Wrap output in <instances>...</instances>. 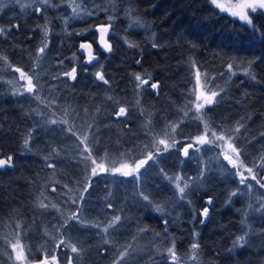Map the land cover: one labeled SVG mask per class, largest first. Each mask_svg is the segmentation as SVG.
I'll use <instances>...</instances> for the list:
<instances>
[{
    "label": "trees",
    "instance_id": "1",
    "mask_svg": "<svg viewBox=\"0 0 264 264\" xmlns=\"http://www.w3.org/2000/svg\"><path fill=\"white\" fill-rule=\"evenodd\" d=\"M73 2L0 0V158L13 164L0 171V223L34 224V190L62 163L57 133L40 127L30 101L9 91L6 77L14 74L12 67L26 73L34 64L43 79L63 81V88L57 86L60 95L95 116L101 146L109 151L127 146L136 134L132 113L139 106L154 110L157 117L172 110L185 95L192 67L228 79L224 100L211 110L214 120L228 123L241 117L248 119L250 135L264 130V9L250 11L248 24L217 11L210 0ZM74 9L82 17L75 18ZM98 25L109 26L112 50L87 69L76 49L80 41L96 47ZM74 61L75 79L63 78ZM137 76L148 80L143 88ZM154 83L157 93L149 88ZM118 110L127 116L116 117ZM206 197H212L211 214L201 223ZM221 198L220 188L204 192L196 199L192 227L184 223L183 232L169 228L178 256L187 253L189 234L195 248L191 264H264V226L254 222L244 235L239 213L221 206ZM158 221L152 225L146 220V225L161 232ZM43 258L48 262L43 256L40 263Z\"/></svg>",
    "mask_w": 264,
    "mask_h": 264
},
{
    "label": "rangeland",
    "instance_id": "2",
    "mask_svg": "<svg viewBox=\"0 0 264 264\" xmlns=\"http://www.w3.org/2000/svg\"><path fill=\"white\" fill-rule=\"evenodd\" d=\"M73 1L78 5V0ZM242 2L217 0L224 11L211 3L233 17L232 5ZM74 11L75 18L82 17ZM71 65L66 73L77 69L75 61ZM13 73L6 77L9 91L30 101L40 127L57 133L62 163L53 166L34 190V224L0 223V264H35L43 256L48 264H191L192 237L186 236L187 253L178 256L169 228L183 232L184 223L192 227L197 220L196 199L213 188L222 189L221 206L239 213L244 235L254 222L264 226V130L250 135L248 119L220 123L211 116L212 108L225 98L229 85L225 74L192 67L185 95L172 110L157 117L154 110L139 106L132 113L136 134L127 146L109 151L101 146L95 116L60 95L57 86L63 88V81L43 79L34 64L24 77ZM66 73L61 76L71 78ZM29 79L32 92L27 90ZM138 86L144 87L140 79ZM149 88L157 93L152 85ZM212 92L217 96L209 106L204 96ZM198 104L203 105L199 110ZM115 114L127 116L124 110ZM200 136L206 140L203 145L197 139ZM189 143L193 147L184 157L183 149ZM225 154L234 164L222 160ZM122 165L135 171L124 176ZM241 178L245 185L240 184ZM206 206L204 201L202 209ZM210 211L199 219L205 222ZM146 220L152 225L160 220L161 232L150 230Z\"/></svg>",
    "mask_w": 264,
    "mask_h": 264
},
{
    "label": "snow or ice",
    "instance_id": "3",
    "mask_svg": "<svg viewBox=\"0 0 264 264\" xmlns=\"http://www.w3.org/2000/svg\"><path fill=\"white\" fill-rule=\"evenodd\" d=\"M211 2L213 4H216V6L218 8H220L222 11L225 10L222 5L217 4V0H211ZM232 7L235 9L234 11H231V15L233 17H239V19L241 21H245L248 24H251V19L249 18V15H247V10H251V11L255 12L257 10L264 9V0H243L242 3H237L235 5H232ZM97 31L100 33V40L104 44L105 50L110 51L109 45L104 42L105 41V35L109 32V26H103V25L98 26L97 27ZM84 34L85 33H79V35H84ZM153 46L155 47V45H153ZM80 48L81 49L88 50V55H89L88 63H92L94 61V57L91 54V44L82 43L80 45ZM41 52H44V49L43 48L41 49ZM139 63H140V61H137V64H139ZM17 71H20V69H17ZM21 73H22V76L24 77V73L23 72H21ZM75 73H76V69L73 68L72 71L66 73V75L69 76V77H72L73 79H75ZM96 76L100 80H103L104 79L103 75H101L100 72H97L96 73ZM136 79L139 80L140 77L137 76ZM197 82H199V81H197ZM152 88L153 89L157 88V85L156 84H152ZM27 90L29 92H32L33 91V84H32V81L30 79H29V85H28V89ZM216 96H217V93L216 92H212L211 95L204 96V99H205L206 104L209 105V106L212 105L213 102H214V98ZM199 98H200V96L197 97V99H199ZM201 107H203V105H199V104L197 105V109L198 110ZM197 139H198V141H199V143L201 145H203V144L206 143V140H205V138L203 136L197 137ZM218 139L223 140L224 137L223 136H220V137H218ZM160 143L163 144L164 141L162 140V141H160ZM192 147H193V145L191 143H189L183 149L184 157H187L188 156L189 150L192 149ZM228 147L231 148L233 152H236L237 151L236 148H232V145H228ZM223 159L225 161H227L229 164H234V161H233V159H232V157L230 155L225 154L224 157H223ZM141 163H143V162H141ZM122 169H123V171H122L121 174L124 175V176H129V175L133 174V172L135 171V169L134 170L133 169H129V166L128 165H122ZM117 171H120V170H117ZM249 171H251V169H249ZM175 179L176 180H179L180 177L177 176V177H175ZM253 179H255V177H253ZM240 184L241 185H245L246 184V182H245V180L243 178H241ZM261 185H264V183H261ZM179 191H180L181 194H184L185 193V188L184 187H181V188H179ZM233 195H235V193H233ZM212 202H213L212 201V197H206L205 198V203L208 206L204 207L202 209V211L200 212V216L202 218L203 217H207V215L209 213V208H210ZM120 219H121L120 216H117L116 217V221H119ZM69 220H71V219H69ZM200 222L201 223H204V219H201ZM73 251H75V248H73ZM168 251L171 253L172 252V249L170 248ZM174 255L175 254L173 253V257H174ZM120 257H121V259H123L125 257V253L124 252L120 253ZM55 260H56V257L53 256V261H55ZM118 264H119V262H118Z\"/></svg>",
    "mask_w": 264,
    "mask_h": 264
},
{
    "label": "water",
    "instance_id": "4",
    "mask_svg": "<svg viewBox=\"0 0 264 264\" xmlns=\"http://www.w3.org/2000/svg\"><path fill=\"white\" fill-rule=\"evenodd\" d=\"M98 26H101V25H98ZM95 28V31L97 32V38H96V46L97 48L94 47V45L88 41H81L80 43H78L77 45V54L82 58V64L88 68L90 67H94L95 65H97L100 61V54H109L112 50V47H111V43L108 41V33L105 35V43H107L110 47V51L108 50H105L104 48V44L101 42L100 40V33L97 31V27ZM103 26H107V25H103ZM82 43H86V44H91V54L92 56L94 57V61L92 63H88V60H89V55H88V50H85V49H81L80 48V45ZM139 64L136 63V66H138ZM17 69H20V68H17V67H12L11 70L13 72H16L19 76H22V73L23 72L21 69L20 71H17ZM148 80H143L142 81V84H145L147 83ZM157 85V88L153 89L154 91H158V84L157 83H154ZM186 147V146H185ZM184 147V148H185ZM183 156H184V153H183ZM224 156H222V160L225 162V163H228L227 161H225L223 159ZM12 169L13 168V164L10 163L6 158H0V171L4 170V169ZM139 169V168H138ZM41 264H46V260L45 258H43L41 260Z\"/></svg>",
    "mask_w": 264,
    "mask_h": 264
},
{
    "label": "bare ground",
    "instance_id": "5",
    "mask_svg": "<svg viewBox=\"0 0 264 264\" xmlns=\"http://www.w3.org/2000/svg\"><path fill=\"white\" fill-rule=\"evenodd\" d=\"M80 42H81V41H80ZM80 42H79V43H80ZM100 56H101V55H100ZM81 65H82L84 68H87V69H91V68H94V67L96 66V65H95L94 67H90V68H88V67L84 66V65L82 64V62H81Z\"/></svg>",
    "mask_w": 264,
    "mask_h": 264
},
{
    "label": "flooded vegetation",
    "instance_id": "6",
    "mask_svg": "<svg viewBox=\"0 0 264 264\" xmlns=\"http://www.w3.org/2000/svg\"><path fill=\"white\" fill-rule=\"evenodd\" d=\"M35 264H41L40 262H38V263H35ZM46 264H48V262H46Z\"/></svg>",
    "mask_w": 264,
    "mask_h": 264
}]
</instances>
